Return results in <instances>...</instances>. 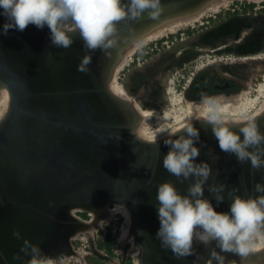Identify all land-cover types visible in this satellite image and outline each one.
<instances>
[{"label":"water","instance_id":"obj_1","mask_svg":"<svg viewBox=\"0 0 264 264\" xmlns=\"http://www.w3.org/2000/svg\"><path fill=\"white\" fill-rule=\"evenodd\" d=\"M212 1L161 0L163 9L156 19L146 11L139 20L120 21L113 46L91 53L87 74L77 71L88 51L78 33L72 34L74 42L67 49L51 44L47 26L30 24L4 35L7 17L0 9V84L9 92L8 110L0 122V264H47L50 257L71 249L70 239L81 220L70 210L94 209L106 202L121 203L131 212L140 264H241V255L222 251L215 242L194 243L193 254L183 258L162 247L156 235L158 185L171 180L187 194L194 178L181 182L164 169L163 158L170 150L165 139L139 137L131 125L135 106L110 88L113 65L130 41ZM255 122L264 132V113ZM227 124L238 131L242 123ZM191 125L199 130L195 162L212 168L204 197L217 211H230L236 194L264 195L255 191L257 183L264 184V167L255 170L250 160L240 163L222 151L207 121ZM213 183L226 185L222 203L208 191ZM233 188L238 191L229 196ZM25 240L35 247L22 250Z\"/></svg>","mask_w":264,"mask_h":264},{"label":"clouds","instance_id":"obj_2","mask_svg":"<svg viewBox=\"0 0 264 264\" xmlns=\"http://www.w3.org/2000/svg\"><path fill=\"white\" fill-rule=\"evenodd\" d=\"M0 9L7 17L2 29L4 35L9 29L24 31L30 24L39 29L47 26L51 44L67 49L74 42L72 34L78 33L88 51L77 71L87 74L91 71V53L113 46L112 37L120 21L139 20L146 11L150 18L156 19L163 5L161 0H0ZM208 103L211 106L206 109L205 119L220 149L234 154L240 163L250 160L255 170L264 167V132L255 118H248L237 131L225 122L218 104ZM169 135L177 138L164 140L170 148L163 158L164 169L181 182L190 178H194V182L189 185L187 194H182L171 180L158 185L160 227L156 235L162 247L170 248L176 258L192 255L197 242L205 246L215 242L222 251L241 256L258 251L264 246V195L245 198L236 194L230 211H217L211 200L204 197V186L212 175V168L207 162H195L200 155L195 143L199 130L188 125L183 134L177 135L173 130ZM225 189L222 183L208 186L218 204L225 199ZM237 191L233 188L229 196ZM255 191L264 193V184L257 183ZM14 235L19 238L17 230ZM25 247L35 245L25 240L22 250Z\"/></svg>","mask_w":264,"mask_h":264},{"label":"rangeland","instance_id":"obj_3","mask_svg":"<svg viewBox=\"0 0 264 264\" xmlns=\"http://www.w3.org/2000/svg\"><path fill=\"white\" fill-rule=\"evenodd\" d=\"M242 2L246 3L247 1L242 0ZM235 3H237V1H235ZM238 4L240 5V1ZM215 13L216 12H210L200 22L194 23V25L184 26L176 33H170L169 37L171 38L173 36L171 39L173 40V43L169 42V45H158L155 47V44L158 40L163 39L164 37V39L167 40V36H163L157 39V41L154 40L149 42L148 44H154L153 47L155 49L152 50L149 48L147 50L149 52L147 53L146 51V54L143 57V52L136 54L134 62L118 74L117 82L120 85H124L128 96L131 97V104H137L144 109L152 108L157 110L154 119H152V121H154L152 130H156L158 128L156 120L159 118V114L164 113L166 110L172 109V105L170 104L169 100V93L167 91L168 86L171 85L173 87L174 96L180 99V104L177 105V108L181 107V105L185 104L184 101L189 100V98L186 97V94H184L187 88L185 85L188 80L190 79L191 81L199 72L202 71L199 70V66L205 64L209 60H213V56H211V54H213L211 52V48L213 45L214 35L212 19ZM176 35H178L177 39L174 37ZM196 45L199 47L202 46L203 50L197 52L195 49ZM139 57L142 58L139 59ZM194 58L196 61L190 63V61ZM242 64L243 63L240 62L238 64L232 65L236 69L233 70V72L235 74H247L251 78V87L247 86L244 90H249L248 93L250 97L256 98L258 94L257 90L264 82V70H238V66ZM192 65L193 68L188 70L187 73H184V71L181 70L182 67H189ZM168 69H170V71H168ZM204 70L212 69L211 66H209ZM183 74L186 75L184 78L182 77ZM256 77H259V80H257ZM244 78L246 79V77ZM257 104L255 105L256 108L252 107L250 109L251 111L249 112L251 115L254 113V111L260 109L263 106L264 91L262 92V96L258 100ZM263 110L259 112V114L264 113ZM138 114L139 113L137 112L136 118L133 120V122L136 124L142 119L140 116H138ZM222 116L224 120H229V118H227L229 115L224 116V114H222ZM195 118V121L206 120L200 115ZM195 121L189 122V124L194 123ZM229 121L230 122L227 123L232 122V120ZM116 206L119 205H117L115 202L109 203L108 211L115 210L117 208ZM84 214V216H81L82 219L87 221L91 220V222L95 220L94 223H97V226L95 227L96 229L94 232L92 229L87 228L89 227V224H87V227L81 230L84 232L82 233V236L85 237L83 242L84 244L80 245L82 248L85 250L88 249L85 244H89L86 240H88L91 235V237H94V241H97L96 243L99 249H102L99 244H107V247L111 245L114 248L115 257H118L119 259L121 258V253H123L124 250L129 249L130 251L132 248V243L129 240V235L127 234L123 236L122 234L127 227L128 229L131 228V225L128 224L127 218L122 213L116 212L110 221H105L103 219L100 220V217L94 218L92 215H88V211L84 212ZM89 230H92L91 233ZM66 263H69V261H66Z\"/></svg>","mask_w":264,"mask_h":264},{"label":"flooded vegetation","instance_id":"obj_4","mask_svg":"<svg viewBox=\"0 0 264 264\" xmlns=\"http://www.w3.org/2000/svg\"><path fill=\"white\" fill-rule=\"evenodd\" d=\"M235 1H237V3H235ZM239 1L240 5L238 4ZM246 1V3H243L242 0H231L229 5H227L228 7H221L213 16L212 24L214 35L211 48L213 54H211V56H213L215 62L211 65L212 70L203 69L191 81L190 79L188 80L185 85L187 86L185 94L189 100L237 99L247 86L251 87V78L247 74H235L233 70L236 69L232 65L241 62L243 64L238 66V70H264V0ZM172 37L170 38L169 35H167V40L164 39L165 37L158 41L156 40L155 47L158 45H169V42L173 43V40H171ZM174 37L177 39L178 35ZM153 45V43L147 44L137 50L127 66L134 62L136 54L143 52V57L149 48L154 50L155 48ZM195 47L197 52L203 50L202 46L199 47L196 45ZM148 52L149 51H147V53ZM246 56L261 57L241 60L242 57ZM142 57H139V59ZM195 61L196 59L194 58L190 63ZM125 68L123 70H125ZM191 68H193V65L182 67L181 70L187 73ZM168 71H170V69H168ZM185 76V74L182 75L183 78ZM244 77H246V79ZM256 79L259 80V77H256ZM122 86L127 94L124 85ZM261 114L263 115V113ZM261 114H258L256 118ZM247 120L248 119L243 122ZM225 122L230 121L225 120ZM84 212L86 211H80L75 215L86 226V223H91V220L87 221L81 218V216L85 215ZM88 215L91 214L89 213ZM89 232L91 233L90 230ZM82 233L81 231L75 238L72 236L70 239L71 249L68 252L71 253V258L67 259L66 252H63L57 257L64 262L61 263L57 258L58 261L56 264H140V250L137 244L132 242L130 238L129 240L132 243V248L130 251L129 249L124 250L119 259L115 257L114 248L111 245L107 247V244H99V246L102 247V249H99L97 247V241H94V237H91V235L90 238L86 240L89 244H85L88 249L85 250L82 248L80 245L84 244L83 242L85 240ZM248 256L256 258L258 255L255 253L251 254L250 252ZM243 258L244 256H242V264H244ZM66 261H69V263H66Z\"/></svg>","mask_w":264,"mask_h":264},{"label":"bare ground","instance_id":"obj_5","mask_svg":"<svg viewBox=\"0 0 264 264\" xmlns=\"http://www.w3.org/2000/svg\"><path fill=\"white\" fill-rule=\"evenodd\" d=\"M229 2H231V0L212 1L199 12L182 16L176 21H173L165 25H161L153 29L152 31L147 32L146 34H143L142 36H138L133 41H130L124 48V51L120 53L118 59L113 65L112 68L113 71H112L111 83H110L111 90L117 95L131 101V98H129V96L125 93L123 86L117 82V78H118V74L121 71H123V69L129 64L130 60L132 59L133 55L137 52V50L147 45L151 41L157 40L163 36H167L170 33H176L180 28L184 26L194 25V23L200 22L208 13L218 12L221 7H226L227 5H229ZM260 57L261 56H256V57L246 56V57H242L241 60H249L251 58L256 59ZM214 62L215 60H209L205 64L199 66V70H203L206 67L213 65ZM167 91L169 93V100H170V104L172 105V109L164 111V113H161L162 115L158 113L159 118L157 120L155 119L158 126L156 130H152V125L154 122L152 121V119H154L157 110L152 108L144 109L138 106L137 104H134L137 112L139 113L138 116H140L142 119L137 124L133 122L134 119L131 120V125L133 130L135 132L137 131L136 134L139 137L143 138L144 140L150 142L164 140L170 136L169 133L171 131L173 130H176V132L179 131L182 127L188 125L189 122L195 121L194 119H196L195 117H197L198 115H200L202 118H205L206 109L211 106L208 103L209 101L218 104L220 106L221 113L224 114V116L229 115L227 118H229V120H232L231 123H242L244 120L250 117L256 118V116L259 114V112L263 110L264 107L263 104V106L260 109L254 111L252 115L249 112L251 111L250 109L252 107L256 108L255 105L257 104L258 100L262 96V92L264 91V82L259 86L257 90L258 94L256 98H251L248 93L249 90L248 91L244 90L239 96L237 95L238 98L236 96L237 99L232 98V100L229 99L222 100L221 98L218 100L206 99L202 101L200 100L197 101L195 99L186 100L184 101L185 104L181 105V107L179 108H177V105L180 104L179 103L180 99L174 96L173 94L174 90L171 85L168 86ZM8 104H9V92L5 85L0 84V122L4 118L8 110ZM115 203L119 205L120 208L119 206H116L117 208L113 211H108L109 202H106L101 206H99L98 208H94V209L74 208L71 209L70 212L71 214L75 215L80 211H88L94 218L100 217L99 218L100 220L103 219L105 221H110L116 212H120L127 218L128 224L132 225V216L129 209L121 203L118 202ZM94 222L95 220L91 223ZM91 223H86V225L89 224L88 229H92L94 231L96 229L95 227L97 226V223L94 224ZM85 227L87 226H85V224L81 222L80 226L77 227V229L74 231L75 233L73 234L74 236L73 238H75L79 234V232H81V230ZM131 228L128 229L127 227L122 235L124 236L128 234L132 242H135V238ZM68 251H66L65 253L67 259L71 258L70 255L71 253ZM253 253L257 254L258 256L256 258H253V256H248V255L244 256L243 258L244 264H264V246H261L258 251L251 252V254ZM57 256L58 255L50 257L47 261V264H56V262L58 261L57 258L60 260V258ZM60 262L62 263L64 261L60 260ZM241 264H242V256H241Z\"/></svg>","mask_w":264,"mask_h":264}]
</instances>
